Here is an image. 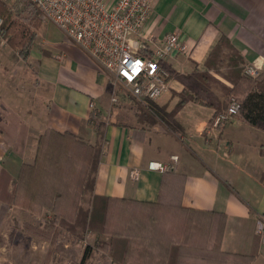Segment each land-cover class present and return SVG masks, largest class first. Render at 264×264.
I'll list each match as a JSON object with an SVG mask.
<instances>
[{
  "label": "crops",
  "instance_id": "0c3cea01",
  "mask_svg": "<svg viewBox=\"0 0 264 264\" xmlns=\"http://www.w3.org/2000/svg\"><path fill=\"white\" fill-rule=\"evenodd\" d=\"M172 32H179L187 44L186 51L176 52L165 62L178 72L203 69L222 34L240 50L245 63L264 72V0H152L144 25L131 39L138 41L141 52L144 46L155 49ZM39 51L30 55V65L36 66L33 83L0 85V101L8 110H2L3 114L10 112L11 119L28 129L25 143L17 142L19 124L9 140L0 132V164L12 177L18 176L22 163L35 161L39 136L48 129L96 142L90 122L94 102L93 108L102 112L106 122L97 194L154 201L161 193L169 198L170 189L161 192L164 171L150 169L149 164L172 163L174 168L167 171L184 175L182 205L225 212L222 248L243 254L256 251L251 264H264V242L256 232L264 219V129L239 115L213 128L215 109L194 101L176 113L182 134L145 126L129 104L120 103L125 96L112 102L109 74L81 47L64 37L54 47L42 46ZM10 75L17 77L14 72ZM169 85L156 101L169 102L172 109L178 101L173 91L180 92L184 85L172 77ZM173 155L177 161L171 159ZM132 170H138L137 178L131 176ZM169 184L174 187L173 181ZM176 214L183 219L178 227L184 232L185 213ZM103 258L104 262L96 259L95 264H115Z\"/></svg>",
  "mask_w": 264,
  "mask_h": 264
},
{
  "label": "trees",
  "instance_id": "16d2710c",
  "mask_svg": "<svg viewBox=\"0 0 264 264\" xmlns=\"http://www.w3.org/2000/svg\"><path fill=\"white\" fill-rule=\"evenodd\" d=\"M0 16V37L18 49L23 60H29L43 21L40 9L30 0H0ZM152 52L153 49L145 48L139 54ZM164 64L170 78L178 79L184 87L178 92V101L172 109H169V102L160 104L151 99L136 102L140 109L137 113L139 123L178 135L184 128L176 113L187 102L212 107L216 116L235 100L238 104L236 115L264 129V72L258 76L247 74L244 57L225 34L218 38L203 69L195 67L188 72H178ZM6 109L0 101V132L9 140L13 135L11 124L8 125L2 112ZM15 122L16 131L19 122ZM90 122L98 137L94 143L69 131L48 129L39 136L35 161L22 163L16 178L0 164V224L12 205L24 208L27 201V208L34 212L40 213L46 208L53 213V218L43 223L24 221V229L28 232L53 242L63 230L77 241L95 233L94 242L84 245L78 264H91L97 251L108 255L115 264H189L190 260L201 264H251L256 251L243 254L222 248L227 224L225 212L182 205V174L164 171L161 192L170 189L169 198L161 193L154 201L97 194L95 180L105 143L106 122L97 108H92ZM19 129L23 130L19 138L25 143L28 129L25 124ZM170 181L174 182V187ZM68 194L74 195L67 201L70 212L65 208ZM117 204L120 218L116 227L107 229L109 212ZM135 207L145 211L143 218L134 215ZM172 209L185 213L182 242L178 241L177 230L172 233L167 229L168 217L161 212ZM105 233L108 237L101 238Z\"/></svg>",
  "mask_w": 264,
  "mask_h": 264
},
{
  "label": "built area",
  "instance_id": "2783aa9c",
  "mask_svg": "<svg viewBox=\"0 0 264 264\" xmlns=\"http://www.w3.org/2000/svg\"><path fill=\"white\" fill-rule=\"evenodd\" d=\"M43 17L55 23L74 44L85 50L109 75L112 87L124 86L137 101L156 100L169 85L170 72L165 62L176 52H184L187 44L179 32L166 35L152 54L140 55L138 41L131 39L139 34L151 9L152 0H30ZM2 19L0 16V25ZM146 47L144 46V49ZM262 63V61H260ZM245 72L258 76L261 69L245 63ZM118 101V96L111 98ZM95 107V103H91ZM238 111L233 100L226 111L214 116L211 126L220 128L232 120ZM177 161L178 156H171ZM149 168L165 171L174 168L172 163L152 161ZM131 176L137 178L138 170ZM264 242V219L256 230Z\"/></svg>",
  "mask_w": 264,
  "mask_h": 264
},
{
  "label": "rangeland",
  "instance_id": "374dc122",
  "mask_svg": "<svg viewBox=\"0 0 264 264\" xmlns=\"http://www.w3.org/2000/svg\"><path fill=\"white\" fill-rule=\"evenodd\" d=\"M7 1L12 2L13 0ZM42 19L43 21L38 29V35L31 49V53L32 51L41 52L39 50H41L42 46L54 47L57 43L61 42L64 37L67 38L65 33L55 23L45 19L43 15ZM99 67L101 66L99 65ZM35 68L36 66L34 63L30 65V57L27 61L23 60L18 52V49L12 48L4 38L0 37V85L7 87V85L14 84L15 81L17 84L24 86L28 83L31 84L34 80ZM12 72L17 73L16 78L10 75ZM110 86L112 89V96L116 95L121 99L123 96L126 97L120 103L129 104L131 106L130 109L134 111V113H138L140 111L138 104L136 103L137 101L129 94V91H127L124 86ZM20 88H22V86ZM177 94V91H173V95L178 97ZM236 96L239 97L241 95L237 94ZM5 116L7 117L6 121L8 125L11 124L10 131L12 135L15 136L14 127L16 122L11 119L13 114L6 112ZM131 119L134 120V118ZM135 120L132 123L137 124L138 122ZM22 133L23 130L21 129L19 134ZM20 141L21 138L17 140L18 143ZM71 198H74L73 194H68L65 199L66 212H70L67 201ZM23 200L26 201L27 199L23 196ZM25 205L29 207L27 201L25 202ZM27 207L24 206L23 208L19 204L12 205L0 224V264H78L83 253L84 245L87 242H94L97 235L95 233H89L86 235L85 239L77 241L71 237L69 232L63 230L62 233H59L55 242H53L54 240H46L26 231L24 229V221L34 220L35 222L43 223L44 221L53 218V214L46 211V209H43L40 213L29 211ZM133 211H135L134 215L140 216L141 218L145 216V211L141 210L139 207H135V210ZM161 212L168 217V221L166 222L168 225L167 229L172 233H176L177 230L179 232L178 241L182 242L180 239L182 234L180 228L178 227V225L183 221L182 217L178 215L175 216L176 212L174 211L167 210ZM161 212L159 215H161ZM119 213V205L117 204L115 208H113V210L111 209L109 212L107 229H113L116 227L118 219L120 218ZM52 233H50V237ZM106 234L108 233L101 234L100 237L107 238L108 236ZM98 254L107 259H111L108 255H104L102 251H97L94 254L91 264H95L96 259H101V263L104 262V258H100ZM188 263L201 264V262L197 260H190Z\"/></svg>",
  "mask_w": 264,
  "mask_h": 264
}]
</instances>
